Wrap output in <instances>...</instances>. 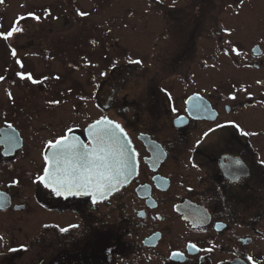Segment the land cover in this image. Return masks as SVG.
<instances>
[{
	"label": "flooded vegetation",
	"instance_id": "flooded-vegetation-1",
	"mask_svg": "<svg viewBox=\"0 0 264 264\" xmlns=\"http://www.w3.org/2000/svg\"><path fill=\"white\" fill-rule=\"evenodd\" d=\"M180 1L149 0L146 31L139 3L120 27L103 6L111 45L96 118L121 125L137 171L95 204L37 177L49 141L89 143L96 118L79 127L73 63L53 52L98 4L38 0L15 14L39 17L26 31L42 43L26 51L0 36V264H264V0ZM8 19L2 0L0 33Z\"/></svg>",
	"mask_w": 264,
	"mask_h": 264
},
{
	"label": "rangeland",
	"instance_id": "rangeland-1",
	"mask_svg": "<svg viewBox=\"0 0 264 264\" xmlns=\"http://www.w3.org/2000/svg\"><path fill=\"white\" fill-rule=\"evenodd\" d=\"M38 0H8V12L9 19L7 22V28L12 29L18 27L21 31L14 33L15 45L21 47V50L35 49L42 43V37L40 33L28 32L26 30H37V19L29 16V18L16 20L15 14L24 12L27 8L31 7ZM170 2L180 3V0H169ZM95 0L94 8H88L84 6L83 13L87 15H80L81 11H78L75 15L76 21L74 22L75 31L72 35L57 39L58 43L54 47V54L65 55L66 58L73 63L70 68L75 71L73 75L77 78V120L78 125L82 128L87 122L103 114V109L98 106V101L102 94L103 85L100 83L102 77V71L105 66V44L111 45L110 38H106L105 43V13L107 19L111 23L120 27L119 19L123 8L126 11L129 8L141 6V13L143 22L141 23V30L146 31L151 28V22L148 20L149 16V0ZM105 7V13L102 11ZM59 7L57 8V10ZM38 12V11H37ZM55 12V11H54ZM58 14V12H56ZM66 14V13H64ZM53 16V15H51ZM68 20L66 25L72 20L71 16L67 14ZM14 17V20H11ZM61 16L60 18H63ZM47 18V17H46ZM112 29V26L109 25ZM114 28V27H113ZM116 28V27H115ZM129 28V26H127ZM118 35V34H117ZM11 36L7 38L10 40ZM38 49V48H37ZM34 58V57H33ZM41 66V65H40ZM38 66L37 68H39ZM55 71L60 70L58 64H53ZM53 70V71H54ZM63 108L65 106H62Z\"/></svg>",
	"mask_w": 264,
	"mask_h": 264
},
{
	"label": "snow or ice",
	"instance_id": "snow-or-ice-1",
	"mask_svg": "<svg viewBox=\"0 0 264 264\" xmlns=\"http://www.w3.org/2000/svg\"><path fill=\"white\" fill-rule=\"evenodd\" d=\"M80 15H87V13L81 12ZM34 18L39 19V17ZM19 31H21L20 28L13 27L7 34L0 33V36L7 39ZM232 50L235 51V49ZM12 55H16L15 50ZM129 63L139 64L141 61H129ZM18 75L23 78V74L18 73ZM28 78L31 79V76ZM3 79L4 77L0 76V80ZM232 99H235V96H232ZM217 127H221V125H217ZM235 127L239 128V125H235ZM67 131L70 133L72 129ZM117 131L121 134L124 133L120 124L102 118L90 126V134L94 141L91 147L78 141L75 137L67 135L61 136L54 142L49 141L48 147L53 150V155L51 158L45 156V160L51 159V167H45L43 175L38 176L37 180L46 188H50L57 196L88 195L94 204L97 203V198H107L117 190L120 184L126 182L130 175L128 157L125 154L124 146L120 144ZM243 134L249 135L247 132ZM204 135L207 136L208 133ZM199 143L200 141H197V144ZM261 164H264V161H261ZM59 230L64 232L68 229L60 228ZM23 247L21 246V248ZM190 247L195 248V245H190ZM10 250L18 251L19 249ZM176 254L174 253V255ZM248 259L252 261L253 258L248 257Z\"/></svg>",
	"mask_w": 264,
	"mask_h": 264
},
{
	"label": "water",
	"instance_id": "water-1",
	"mask_svg": "<svg viewBox=\"0 0 264 264\" xmlns=\"http://www.w3.org/2000/svg\"><path fill=\"white\" fill-rule=\"evenodd\" d=\"M102 118H105V117H100V118H98V119L90 122L89 124H87L85 126V128H84V134H85L86 139L89 142L88 144H86V142L84 141V139L79 134L71 133L68 136L69 137H75L78 141L82 142L83 144L89 145V147H91L92 144L94 143V141H93L92 136L90 134V126L93 125V124H95V122L97 120H101ZM106 119L111 120L109 118H106ZM117 136L119 137L120 144L124 146L125 154L128 157L127 163H128V170L130 172V175H128V177H127V181L126 182H123L122 184H120L117 187V189H119L121 186H123L126 183H128L132 179V177L136 174V171H137V160H136V155H135V150L133 148V145H132L131 141L129 140V138H128L127 134L125 133V131H124L123 134H121V133H119L117 131ZM52 155H53V150L51 148H48L47 153H46V156L49 157V158H51ZM51 163H52L51 162V159H49L47 161V166L46 167H51ZM97 199H99V198H97Z\"/></svg>",
	"mask_w": 264,
	"mask_h": 264
}]
</instances>
